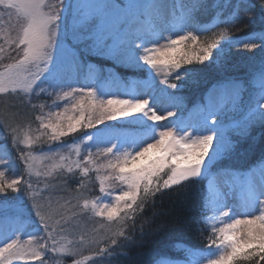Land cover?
<instances>
[{"label": "snow or ice", "instance_id": "1", "mask_svg": "<svg viewBox=\"0 0 264 264\" xmlns=\"http://www.w3.org/2000/svg\"><path fill=\"white\" fill-rule=\"evenodd\" d=\"M0 7L10 17L16 16L14 35L5 42L17 50L15 57L8 58V63L0 56V94H23L26 98L35 94L38 98L46 93L63 100L80 97L71 105L78 115H66L67 107L47 117L41 112L35 116L39 121L35 130L38 134H26L23 139L20 128L9 125L6 120L13 142L31 149L35 144L61 141L63 137L86 129L84 135L91 143L84 149L87 152L84 160L87 164L93 163L91 149L96 148L97 154L111 158L107 167L112 170L109 175L98 176L102 196L85 197L81 192L85 187L81 180L75 190L77 204L73 206L71 201H66L63 206L74 216L91 213L108 221L110 235L105 238L103 247L99 241L89 240L83 234L76 243L58 246L53 233L64 231L61 221H68L63 211L54 212L51 202L29 181H25L26 186L22 188L20 179H7L5 172L0 171V194H3L0 196V235L3 236L0 264H13L14 261L47 264L44 258L49 252L74 257L72 264H88L89 261L90 264H103L94 257L111 256L126 242L135 243L129 221L134 228L138 214L142 215L146 205L154 202L158 194L205 180V206L213 213L205 221L215 222L210 224L207 253L198 255L187 249L190 257L187 264H264V169L258 179L252 172L254 165L243 172L216 169L222 157L243 151L242 144L247 143L248 149L257 143L264 145V0H236L234 4L226 0L217 4V8L230 10L222 22L232 25L255 24L251 16L244 21L240 12H251L258 7L262 27L243 36H229L227 29L221 30L204 42L196 34L204 29L193 13L206 9L207 5L204 0H190L176 21L179 27L189 30L177 39H169L163 46L156 45L168 30L166 0L152 3L148 0H128L127 3L122 0H92L89 3L82 0H0ZM145 17L151 18V23L146 24ZM82 43L84 48L80 47ZM234 46L249 51L260 49L262 54L259 67L247 82L252 94L243 108L244 82L223 75ZM3 51L4 45L0 44V53ZM84 54L106 56L115 63L148 72H163L166 87H159L153 75L150 81L143 83L142 91L134 86L128 93L129 98L107 94L93 83L94 69L90 65L89 76L81 82ZM194 64L203 67L186 66ZM206 71L220 73L222 78L207 89L204 103L198 109L189 110L184 103L186 98L178 93L185 83H199V77ZM169 77L179 83H170ZM86 91L93 98L87 106L83 102ZM162 99L167 101L164 107L160 106ZM36 107L43 109L42 104L33 105L34 109ZM233 113L241 115L230 125L226 120L232 119ZM257 128L259 135L254 134ZM233 131L238 134L237 139L231 138ZM80 154L79 145L75 146L76 160L71 154L51 152L45 158L58 156L60 163L36 175L51 176L56 169L73 174L74 168H80L86 176L89 168L81 165ZM22 158L27 159V156L22 154ZM258 161L264 163V150ZM7 163L0 157V166ZM109 180L120 183L118 192L106 187ZM9 190L27 195L30 206H22L23 196L15 203L9 201L6 198ZM33 215L42 225L44 235L35 227L22 242L20 234L33 227ZM57 216L59 219L55 218ZM145 223L153 234H164L182 226L176 221L161 223L152 229L150 222ZM141 230L143 233V224ZM92 244L96 245L94 250ZM86 250L94 251V256L84 255ZM154 264L175 262L161 254Z\"/></svg>", "mask_w": 264, "mask_h": 264}, {"label": "trees", "instance_id": "2", "mask_svg": "<svg viewBox=\"0 0 264 264\" xmlns=\"http://www.w3.org/2000/svg\"><path fill=\"white\" fill-rule=\"evenodd\" d=\"M122 2L126 3V0H122ZM152 2L154 0H150L149 3ZM204 2L207 8L193 13L196 20L204 29L196 33L200 36L201 42L210 41L215 33L225 29H227L229 36H243L254 30L259 31L262 27L261 10L258 7L251 12H240V16L244 21L251 16L255 19V24L249 25L240 22L232 25L222 22L226 20L230 10L216 7L217 4L225 3L226 0H204ZM235 2L236 0H231V3L234 4ZM166 3L168 5L166 14L168 29L170 31L168 36L169 39H172L171 37L175 32L181 31L180 33L185 34L189 30L188 28L179 27L176 21L183 15L185 7L190 3V0H166ZM144 20L146 24L151 23V18L149 17H145ZM12 22H15V19ZM89 22H92L91 18ZM15 26L16 24H14ZM11 35L9 33V36ZM6 40L0 34V44L4 45V51L0 53V56L4 58V63L10 62L8 58L15 57L17 53L14 45L9 47L5 42ZM80 47L84 48L85 44L82 43ZM261 55L260 49L249 51L243 49L242 46L231 48L227 71L223 75L237 77L244 82L245 91L241 93L242 108L247 105L252 94V88L247 82L251 73L259 67ZM83 58L85 67L80 73L81 82H85L89 76L90 65L94 69L93 83L95 86L107 94H118L120 98H129L128 93L134 86H139L142 91L143 83L152 79L153 76V72L134 68L125 63H115L106 56L84 54ZM186 66L203 67L197 64ZM221 78L222 74L220 73L206 71L199 77V83H185L178 94L186 98L184 103L189 110H196L204 103L203 97L206 95L207 89ZM164 79L163 75L162 81L158 84L161 88L166 87L163 84ZM168 79L170 83H179L172 77ZM49 91L52 90L49 89ZM169 91L176 90L169 89ZM29 99L31 102H29ZM79 99V96L75 100L57 99L55 94L48 95L46 93H41L38 98L35 94L30 98H26L23 94L19 96L0 94V157L8 161L5 166H0V171L5 172L7 179H20L22 188L26 186L24 182L29 181L37 192L41 193L46 200L51 202L54 212L63 211L65 219L68 221L67 223L61 221L64 231L53 233L58 246L67 245L69 242L76 243L80 235L83 234L89 240L99 241L100 246L103 247L106 244L105 238L110 235V232L107 231L108 221L105 218L96 217L91 213H82L74 216L70 209L63 208L66 201H71L73 206L77 204V192L75 190L81 180L84 181L85 185L81 189L85 197L92 199L102 196L103 194L99 192L98 176L102 177L112 173V171L108 173V169L105 167L107 156L97 154L96 148L91 149L93 163L87 164L84 160V157L87 156V152L84 149L91 143L84 135L87 130L81 129L77 133L63 137L61 141L38 143L29 149L23 143H14L12 133L5 125V121L7 120L9 125L19 127L21 139L26 134H38L35 132L39 125V121L35 120L36 115L42 112L47 117L49 113L63 112L66 107L69 109L66 115H78L77 111L71 109V105L77 103ZM83 102L85 106L93 102V98L88 96L87 91L84 93ZM41 104L43 105L42 110L39 107L33 108V105L39 106ZM240 115V113L231 114L232 119L226 120V123L234 125L235 121L240 118ZM52 119L54 120L55 117L53 116ZM108 123L115 124L116 122L109 121ZM97 127L102 128L103 125H98ZM254 134L259 135L258 128ZM230 136L232 139L238 138V134L234 131L230 133ZM44 139L46 140V137ZM76 145H79L81 149V165H86L89 168L86 176L83 175L80 168H74L73 174H68L66 170L62 172L60 169H56L52 171L51 176L36 175L37 172L43 173L52 170L53 164L60 163L58 156L52 159L45 158L51 152L59 151L63 155L71 154L72 159L76 160ZM241 148L243 151L238 150L231 155L222 157L217 162L216 169L230 168L233 171L243 172L249 166L264 165V163L258 161L261 151L264 150V145L257 143L253 148L248 149V144L244 143L241 145ZM22 154L27 156V159L22 158ZM106 187H110L114 192H118L121 185L118 181L113 182L109 180L106 181ZM206 195L207 180L187 185L184 188L166 190L163 194H158L154 202L150 201L146 205L144 213L142 215L138 214L134 228L132 227V221H129L130 234L135 243L126 242L124 247L116 249L111 256L105 254L104 257L94 258L102 260L103 264H154L155 259L161 254L171 259H185L188 254L187 249L207 248V237L210 235L211 228L210 223L205 221V218L212 214V211L205 206ZM0 196H3V194H0ZM21 196H23L22 206L25 208L30 206V198L24 195L23 192L17 193L9 190L6 198L15 203ZM80 204H82V201H80ZM161 211L166 214H154ZM55 218L59 219V216ZM33 220L35 221L33 227L27 228L25 233L20 234L22 242L28 239L27 233L32 232L35 227H39L41 229L40 235H44L43 227L39 225L38 218H35L33 215ZM146 221L151 223L152 229H155L161 223H173L176 221H179L182 226L164 234H153L149 230L148 223H145ZM142 224L143 233L141 230ZM2 239L3 236L0 235V240ZM91 247L94 250L96 245L92 244ZM84 255L94 256V251L86 250ZM44 259L47 261V264H72L74 257L60 252H49ZM13 264H23V262L14 261ZM33 264H39V261H34ZM88 264H90V261Z\"/></svg>", "mask_w": 264, "mask_h": 264}, {"label": "rangeland", "instance_id": "3", "mask_svg": "<svg viewBox=\"0 0 264 264\" xmlns=\"http://www.w3.org/2000/svg\"><path fill=\"white\" fill-rule=\"evenodd\" d=\"M82 2L83 3H89V2H92V0H82ZM127 2H128V0H126V3ZM148 2H150V0H148ZM14 19H15V22H12ZM14 24H16V16L14 15V17H13V15H12L10 17L8 15V13L6 11H4L2 9V7H0V34L3 35L6 39H8L9 33H11L12 35L14 34V32H13ZM169 32L170 31L168 29L164 33L163 38H160L158 40V44L156 46H163V45H166L168 43V41H169V36H168L169 35ZM180 32H175V34L171 38L172 39H177L178 38V35L183 34V33H180ZM149 46L151 47L152 45H149ZM0 70H2V68H0ZM153 75H155V77H156L157 84H160V82L162 81V77H163L164 73L163 72L156 73V72L153 71ZM166 103H167V101L164 100V99H162L160 106L161 107H164L166 105ZM128 119H131V117H129ZM161 123H164V122L162 121ZM110 159H111L110 157H107L106 158L105 167H107V164H108V162H109ZM107 169H108V173L110 171H112L108 167H107ZM261 169H264V165H259V166L254 167L252 169V172L255 173V177L257 179L259 178ZM242 211H243V209H242ZM212 216H213V213L210 214L208 217H212ZM208 222L211 224V223H214L215 221L214 220H208ZM0 246H2V245H0ZM190 250H192L193 252L197 253L198 255L199 254H206L207 253V248L206 249L191 248ZM189 259H190V257L187 255V258L186 259H177V260L176 259H172V261H174L175 264H187V261Z\"/></svg>", "mask_w": 264, "mask_h": 264}]
</instances>
